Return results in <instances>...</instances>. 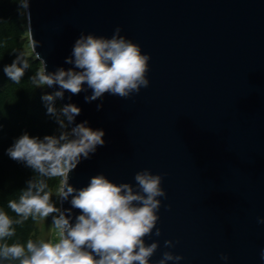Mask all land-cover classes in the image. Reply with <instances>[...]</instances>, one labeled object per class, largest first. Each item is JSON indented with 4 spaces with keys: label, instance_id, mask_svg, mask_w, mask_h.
I'll use <instances>...</instances> for the list:
<instances>
[{
    "label": "water",
    "instance_id": "water-1",
    "mask_svg": "<svg viewBox=\"0 0 264 264\" xmlns=\"http://www.w3.org/2000/svg\"><path fill=\"white\" fill-rule=\"evenodd\" d=\"M25 15L48 72L72 67L65 60L82 33L111 38L117 27L150 57L139 93L58 99L81 109L74 123L105 133L69 183L79 190L102 174L135 185L148 169L167 194L161 235L145 237L159 241L151 261L172 251L183 259L168 264H264V0H29Z\"/></svg>",
    "mask_w": 264,
    "mask_h": 264
},
{
    "label": "clouds",
    "instance_id": "clouds-1",
    "mask_svg": "<svg viewBox=\"0 0 264 264\" xmlns=\"http://www.w3.org/2000/svg\"><path fill=\"white\" fill-rule=\"evenodd\" d=\"M18 4L22 12L29 8V0H18ZM120 31L117 27L111 38L82 33L65 60L72 67L48 72L41 60L43 67L30 77L36 87L59 86V90L43 95L42 100L47 114L55 118L63 131L58 136L45 135L43 139L25 133L7 149L8 156L31 168L34 176L18 198L7 201V208L15 213L16 219L0 208V264H168L183 259L172 251H164L153 262L151 257L159 241L145 242V237L153 235V229L155 236L161 235V229L156 227L159 198H166L167 194L161 187L160 174L148 169L138 171L133 177L135 185L116 184L102 174L91 177L89 184L79 190L69 183V174L80 160L89 158L97 146L105 144V133L103 129H92L86 121L74 123L81 109L68 103L57 110L55 101L63 99L65 91L78 95L89 89L91 95L84 97L86 102L106 93L128 98L149 85L146 76L149 55L120 35ZM27 69V59L19 53L3 71L10 81L19 84ZM100 107L102 104L97 106L98 110ZM56 178L60 186L55 195L61 203L71 197L69 209L62 210L51 199L48 181ZM72 209L79 210L74 223ZM50 215L52 226L58 231L55 242L31 239L26 245L6 242L16 235L15 226H22L29 218L46 219ZM257 223L264 224V218H257ZM174 246L172 240L164 241L165 248ZM260 258L264 260V249ZM220 259L227 261L229 257L221 253Z\"/></svg>",
    "mask_w": 264,
    "mask_h": 264
},
{
    "label": "trees",
    "instance_id": "trees-1",
    "mask_svg": "<svg viewBox=\"0 0 264 264\" xmlns=\"http://www.w3.org/2000/svg\"><path fill=\"white\" fill-rule=\"evenodd\" d=\"M25 29L27 35L24 36ZM25 37H28L27 20L25 12L20 10L18 0H0V208L13 219L17 217L7 208V201L18 198L34 173L24 163L11 159L7 149L25 133L40 139L45 135L60 134L55 118L47 114L42 100L43 95L53 91L47 86L36 87L30 80L37 67L33 52L24 55L29 69L25 71L19 84L10 81L3 71L5 65L16 59L19 54L18 44ZM58 101L57 99L55 104ZM34 222L29 218L22 226H15L16 235L6 242L25 245Z\"/></svg>",
    "mask_w": 264,
    "mask_h": 264
},
{
    "label": "rangeland",
    "instance_id": "rangeland-1",
    "mask_svg": "<svg viewBox=\"0 0 264 264\" xmlns=\"http://www.w3.org/2000/svg\"><path fill=\"white\" fill-rule=\"evenodd\" d=\"M22 17H23V13H22ZM25 35H27V29H25L24 36ZM18 51H19V53H23V55H30L32 53V46H31V42L29 41L28 37H25L18 44ZM36 65H37V67H36L35 71L32 73V75L36 71L40 70L43 67L42 63L39 60L36 61ZM51 93H53V92H51ZM58 102H56V104H55L57 110H59L62 107L61 103L60 102L58 103ZM59 131L61 132L63 130L59 128ZM48 185H49L48 190L53 194L51 199H52L53 203L57 207H59L60 206V200L55 195V193L57 192V190L60 186L59 179L56 178V179L49 180ZM30 239L34 240V241L44 240V241H53V242H55L58 239V231L52 226V216L51 215L49 217H47L46 219L37 218L35 220L34 228H33L32 232L30 233V235L28 236L27 241ZM6 264H7V262H6Z\"/></svg>",
    "mask_w": 264,
    "mask_h": 264
}]
</instances>
